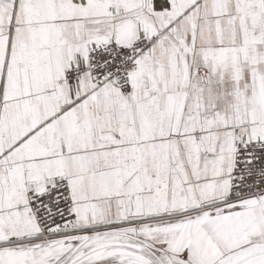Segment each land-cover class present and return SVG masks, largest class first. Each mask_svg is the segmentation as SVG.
Instances as JSON below:
<instances>
[{
    "label": "snow or ice",
    "instance_id": "snow-or-ice-1",
    "mask_svg": "<svg viewBox=\"0 0 264 264\" xmlns=\"http://www.w3.org/2000/svg\"><path fill=\"white\" fill-rule=\"evenodd\" d=\"M0 264H264V0H0Z\"/></svg>",
    "mask_w": 264,
    "mask_h": 264
}]
</instances>
